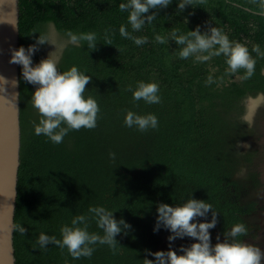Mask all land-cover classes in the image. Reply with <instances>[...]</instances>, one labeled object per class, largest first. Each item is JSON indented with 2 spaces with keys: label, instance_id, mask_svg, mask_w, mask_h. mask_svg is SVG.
I'll return each instance as SVG.
<instances>
[{
  "label": "trees",
  "instance_id": "trees-1",
  "mask_svg": "<svg viewBox=\"0 0 264 264\" xmlns=\"http://www.w3.org/2000/svg\"><path fill=\"white\" fill-rule=\"evenodd\" d=\"M126 2L19 0L20 46L27 48L39 34L52 42L51 31H56L58 70L75 66L92 77L85 96H92L100 111L95 128L70 131L55 144L34 133L33 121L38 122L39 116L30 98L35 89L21 76L23 146L15 225L25 227L27 233L15 230L17 264H142L145 258L154 259L145 250L168 251L171 233L163 227L154 232L157 205H182L191 196L206 201L217 213L216 227L210 229L213 245L218 235L223 241V234L237 223L246 226L247 235L236 239L247 242L258 237L259 225L251 218L260 206L250 194L260 181L250 172L254 152L245 151L241 143L254 135L244 120L246 101L264 95V58L251 51L258 44L264 52V15L257 14L251 0L194 2L179 13L178 0H172L157 11L156 20L133 32L128 12L118 7ZM209 24L222 29L231 41L246 44L256 60L251 78L238 79L243 70L235 76L226 74L223 55L194 63L191 57L173 54L178 51L174 42H155L156 35L168 37L172 28L186 34L199 26L203 33ZM121 25L134 36H146L148 43L137 46L121 37ZM69 30L96 33L97 49L82 42L80 47L67 45L60 51ZM105 30L111 46L106 45ZM50 47L40 46L33 64L47 58ZM210 73L216 83L206 85ZM139 81L159 85L160 103L133 100L126 89ZM127 111L154 114L158 126L144 132L129 128L124 124ZM109 153H115L114 160ZM244 170L248 172L241 177ZM100 206L131 226L116 236L115 254L108 245L97 243L91 258L73 259L66 249L52 244L42 249L36 243L40 233L60 239V228L71 226L79 215L88 218L90 233L103 236L88 211ZM198 220L210 222L211 212L207 221ZM174 242L187 247L197 241L185 237Z\"/></svg>",
  "mask_w": 264,
  "mask_h": 264
},
{
  "label": "clouds",
  "instance_id": "clouds-1",
  "mask_svg": "<svg viewBox=\"0 0 264 264\" xmlns=\"http://www.w3.org/2000/svg\"><path fill=\"white\" fill-rule=\"evenodd\" d=\"M194 2L204 4L206 0H178V13L183 12L187 6H192ZM171 3L172 0H127L126 3H120L118 7L121 12H128L127 23L133 32H138L146 23L151 24L157 19L159 9L167 8ZM251 3L257 5V14L264 15V0H251ZM150 10L155 11L149 15ZM187 23L188 20L185 18L184 24ZM107 33L108 30H105L106 45L111 46V39ZM119 33L121 37L132 40L137 46L148 43L146 36L132 35L125 25L120 26ZM65 36L66 41L61 45L60 51L67 45L80 47L82 42H87L88 48L93 51L97 49L96 33L76 34L69 30L65 32ZM169 41L178 46V51H174L173 54L178 55L180 59L191 57L194 63H207L213 57L223 55L227 65L226 74L235 76L243 70L244 74L237 76L241 80L254 75L256 60L250 54L246 44L231 41L218 27H212L209 24L207 30L202 33L200 27L197 26L195 30L187 31L186 34H179L178 29L172 28L168 37L155 36L156 43L165 44ZM45 44L54 45L45 35L39 34L38 39L27 48L10 47L8 63L20 66L23 80L35 89L30 98V103L39 116L38 122L33 121L35 135H44L51 142L59 144L70 131L95 128L100 108L92 96H85L86 86L91 83L92 77L79 71L75 66L63 72L58 70L60 57L53 55L57 51L56 47L47 58L33 64L32 57L39 51L40 46ZM251 51L264 58V52L258 44H253ZM212 71L214 72L215 69ZM9 83L12 87L18 86L15 78L9 81L0 75V92H6L4 86ZM205 83L206 85L216 83L213 74L208 75ZM126 90L132 93L134 101L143 100L148 104L160 103L159 85L155 82L139 81L135 88L129 85ZM244 120L251 126L250 116H245ZM124 124L129 128L136 127L144 132L149 128L155 129L158 126V119L154 114L138 115L127 111ZM248 146L245 145V147ZM109 156L115 159V153H109ZM88 211L96 219L97 227L103 230V236L90 233L88 218L79 215L72 219L71 226L64 225L60 228V239L40 233L36 243L42 249L47 248L49 244L61 250L66 249L73 259L91 258L95 251L92 246L97 243L108 245L115 254L118 244L116 236L120 235L123 230L130 229L131 226L123 219H115L114 213L102 206L90 207ZM210 212V222H199L198 218L207 221ZM216 224L217 213L212 211V206L192 196L182 205L158 204L154 232H158L163 227L171 233L167 238L169 250L154 253L145 250L146 256H152L154 259L145 258L142 264H264V250L252 243L236 239V237L247 235V228L243 223L233 225L230 231L224 233L222 242L218 235L217 242L213 245L210 229H214ZM16 229L21 235L27 233V229L23 226L16 225ZM185 237L197 242L187 247L181 246L179 252L182 254L178 255L177 251L172 250L171 243Z\"/></svg>",
  "mask_w": 264,
  "mask_h": 264
},
{
  "label": "water",
  "instance_id": "water-1",
  "mask_svg": "<svg viewBox=\"0 0 264 264\" xmlns=\"http://www.w3.org/2000/svg\"><path fill=\"white\" fill-rule=\"evenodd\" d=\"M19 0H0V75L17 87L5 85L0 92V264H17L16 212L22 153L21 68L9 64V48H19ZM14 94H17L14 96Z\"/></svg>",
  "mask_w": 264,
  "mask_h": 264
},
{
  "label": "rangeland",
  "instance_id": "rangeland-1",
  "mask_svg": "<svg viewBox=\"0 0 264 264\" xmlns=\"http://www.w3.org/2000/svg\"><path fill=\"white\" fill-rule=\"evenodd\" d=\"M52 42L54 45L59 44L58 37L59 35L52 29ZM54 45H50V49L47 51V54L54 52ZM56 51L53 53L55 56ZM48 56V55H47ZM254 102V103H253ZM247 114L246 116H250L251 118V127L253 128L254 135L249 138V140L241 143V147L245 151H253L254 152V162L250 169V172L258 175V179L260 181V186L256 191H252L250 197H254L260 206V211H258L251 218V222L259 225L258 237L255 241H247L248 243H252L261 250H264V95H259L256 98H249L246 101ZM245 145H249L245 147ZM247 170H244L243 173L240 174L241 177H244L247 174ZM222 242V239H221ZM183 246L182 243L172 242L171 247L172 250L177 251L178 255L182 253L179 252L180 247ZM166 247L169 250V243L166 244Z\"/></svg>",
  "mask_w": 264,
  "mask_h": 264
},
{
  "label": "bare ground",
  "instance_id": "bare-ground-1",
  "mask_svg": "<svg viewBox=\"0 0 264 264\" xmlns=\"http://www.w3.org/2000/svg\"><path fill=\"white\" fill-rule=\"evenodd\" d=\"M254 103V102H253Z\"/></svg>",
  "mask_w": 264,
  "mask_h": 264
}]
</instances>
